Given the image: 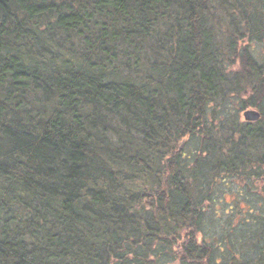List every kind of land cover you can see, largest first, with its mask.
Segmentation results:
<instances>
[{"label":"trees","instance_id":"16d2710c","mask_svg":"<svg viewBox=\"0 0 264 264\" xmlns=\"http://www.w3.org/2000/svg\"><path fill=\"white\" fill-rule=\"evenodd\" d=\"M169 263L264 264V0H0V264Z\"/></svg>","mask_w":264,"mask_h":264},{"label":"rangeland","instance_id":"374dc122","mask_svg":"<svg viewBox=\"0 0 264 264\" xmlns=\"http://www.w3.org/2000/svg\"><path fill=\"white\" fill-rule=\"evenodd\" d=\"M244 112V111H243ZM243 112L240 113L239 119L238 121H244L243 120ZM247 178H245V180H241L238 179V181H231L228 182V180L223 183L220 184L218 191H215V201L214 204L212 203L211 206V210L213 211H218L221 214L224 212L223 210L225 208H228V206L226 204H228L229 206L232 205V203H235V200H237V202L241 199H239L237 197L238 192H242L243 195H245L248 199L253 200L252 199V194L246 193V189L248 188V181H246ZM221 183V180H220ZM255 197H257L258 195V191L255 188L253 191ZM258 202H261V198L258 199ZM247 203H245V201L241 200V206L242 207H246ZM241 206L238 205L237 210L239 211V213H244V210L241 208ZM169 264H177V263H169Z\"/></svg>","mask_w":264,"mask_h":264},{"label":"water","instance_id":"95a60500","mask_svg":"<svg viewBox=\"0 0 264 264\" xmlns=\"http://www.w3.org/2000/svg\"><path fill=\"white\" fill-rule=\"evenodd\" d=\"M259 118H260V114L256 110L250 109V110H245L243 112L244 122H248V123L258 122Z\"/></svg>","mask_w":264,"mask_h":264}]
</instances>
